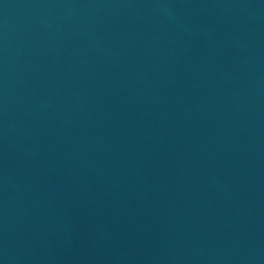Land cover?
Masks as SVG:
<instances>
[{
  "label": "water",
  "instance_id": "obj_1",
  "mask_svg": "<svg viewBox=\"0 0 264 264\" xmlns=\"http://www.w3.org/2000/svg\"><path fill=\"white\" fill-rule=\"evenodd\" d=\"M0 264H264V0H0Z\"/></svg>",
  "mask_w": 264,
  "mask_h": 264
}]
</instances>
